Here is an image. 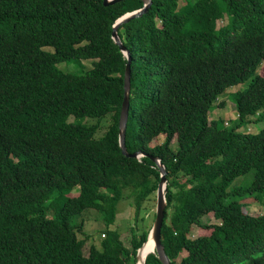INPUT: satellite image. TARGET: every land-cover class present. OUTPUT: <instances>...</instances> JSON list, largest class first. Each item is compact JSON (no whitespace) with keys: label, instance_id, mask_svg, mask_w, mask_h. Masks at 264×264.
<instances>
[{"label":"trees","instance_id":"obj_1","mask_svg":"<svg viewBox=\"0 0 264 264\" xmlns=\"http://www.w3.org/2000/svg\"><path fill=\"white\" fill-rule=\"evenodd\" d=\"M141 5L0 0V264H136L151 228L137 213L160 178L153 156L165 171L160 242L169 263L264 264V212L242 208L244 198H264V128L238 131L264 115V0H152L118 27L130 55L125 147L144 153L136 158L118 142L127 58L111 31ZM70 59L92 67L80 75L56 67ZM248 78L232 95L234 125L210 120L224 90ZM124 197L135 210L128 244L118 229L102 232L99 245L80 237L84 219L73 215L96 208L109 225ZM210 212L217 221L203 222ZM193 224L210 232L190 238ZM144 264L164 263L151 252Z\"/></svg>","mask_w":264,"mask_h":264},{"label":"rangeland","instance_id":"obj_2","mask_svg":"<svg viewBox=\"0 0 264 264\" xmlns=\"http://www.w3.org/2000/svg\"><path fill=\"white\" fill-rule=\"evenodd\" d=\"M187 0H179V4L185 3ZM224 22V17L222 19L217 20V26L222 25ZM43 50L45 51H53L52 46H43ZM92 62L90 59H70V60H64L56 63V67L60 69L63 72L69 73V74H76L80 75L84 73L85 70H88L92 67ZM262 66V65H261ZM260 74H264V66H262L259 70ZM250 78L247 80L237 83L235 85H232L230 87H227L224 90V93H222L219 98L220 101L223 102L222 107L215 106L214 109L210 110L209 112V119L220 121V125H224L225 127L233 126L234 123L237 121L236 118V112L234 109L233 104V93L239 90L244 89ZM261 113H264V110L260 111ZM110 116L102 117L99 125L100 129L98 131V136L103 133L104 128H106L107 124L110 122ZM251 119H254L255 121L248 122L244 124L243 126L238 128V131L244 132V133H255L260 128H264V115L261 117H257V115H254L251 117ZM98 121V118H86L82 122L84 123H96ZM222 121V123H221ZM163 136L157 137L154 141L150 143L151 146L162 142ZM174 141H172V147H174ZM248 178L250 179V172L244 175H240L236 178H234L230 183L227 189H230L234 186H241L245 185L248 182ZM79 192V187H73L67 195L70 194H76ZM65 196V194H62ZM52 198L58 201L57 198H55L53 195L47 197L45 200L46 203V211L49 213L50 216H53V206L55 205V202L52 201ZM242 202H244L243 210L250 213V214H257L260 212H264V198H260V200H255L253 198H244L242 199ZM133 202L128 197L122 198L117 205V213H116V220L114 223H111L107 225L101 217V211L97 210L96 208H87L82 213L73 215L72 222L75 223L76 221H80L84 219V233L85 235L79 234L80 237H89V241L92 243H95L99 245L101 243V236H103L104 231L108 229H118L120 232H122V238L125 244L129 243L130 238V232L129 227L134 221V215L135 210L133 206ZM155 206H156V192L155 194H151L150 198L145 202V205L140 209V212L137 213V217L139 222L141 221V217H143V220L141 221L143 224H149V227H152V223L155 217ZM202 221L205 223H212L216 222L217 219L214 218L212 213L206 214L202 217ZM103 232V233H102ZM210 232L209 229H202L199 227V225L193 224L190 232L189 237L194 238L200 235H205ZM88 242L87 247L92 244ZM87 250V248L85 247ZM186 253L185 251H182L179 258L181 256H184ZM136 264H138L136 262Z\"/></svg>","mask_w":264,"mask_h":264},{"label":"water","instance_id":"obj_3","mask_svg":"<svg viewBox=\"0 0 264 264\" xmlns=\"http://www.w3.org/2000/svg\"><path fill=\"white\" fill-rule=\"evenodd\" d=\"M115 1L119 0H103L104 4L107 3H112ZM152 0H142V5L138 8L126 11L122 15L116 18L112 25V31H111V37L114 40V43L119 46L120 51L126 56L127 62L125 65V71H124V96L123 100L121 103V109H120V114H119V122H118V128H119V133H118V142H119V147L121 149V152L125 156L129 157H140L143 156L144 153L142 151H136L129 153L126 150L125 147V129H126V122H127V117H128V109H129V90H130V55L129 52L126 50L125 46L122 44L120 36L118 35L117 29L118 27L124 23L130 20L131 18H134L136 16L141 15L143 12H145L148 7L150 6ZM151 159L155 162L159 169V182L157 185L156 189V206H155V217L152 223V227L150 228V231L147 235V239L145 242L142 243V245L137 249L136 253V258H137V263L139 261L140 255L144 251V247L147 244V241L149 238L153 240L154 248L148 252H156L159 259L164 263V264H171L169 263V260L167 256L165 255V251L163 248V245L160 242V236H161V225L164 217V192H165V171L163 164L161 160L155 156L151 157ZM145 255L143 261V264L145 262V258L147 254Z\"/></svg>","mask_w":264,"mask_h":264},{"label":"bare ground","instance_id":"obj_4","mask_svg":"<svg viewBox=\"0 0 264 264\" xmlns=\"http://www.w3.org/2000/svg\"><path fill=\"white\" fill-rule=\"evenodd\" d=\"M153 248H154L153 240L149 238V240L147 241V244L144 247L143 253L140 255L138 264H143L142 260L144 259L146 253L150 252Z\"/></svg>","mask_w":264,"mask_h":264}]
</instances>
